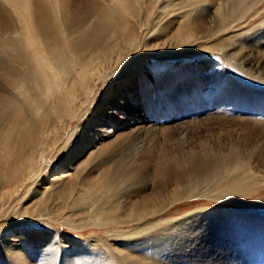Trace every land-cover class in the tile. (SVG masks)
<instances>
[{"label":"bare ground","instance_id":"bare-ground-1","mask_svg":"<svg viewBox=\"0 0 264 264\" xmlns=\"http://www.w3.org/2000/svg\"><path fill=\"white\" fill-rule=\"evenodd\" d=\"M110 3L0 0V264L92 258L65 236L77 248L59 254L55 223L117 227L114 238L128 239L113 243L124 260L151 264L130 236L157 229L172 206L209 196L201 186L243 164L235 152L207 150L183 161L163 150L161 126L148 133L164 118L161 100L140 71L121 74L125 52L150 46L145 25L133 0ZM182 5L193 15V0ZM194 17L175 35L182 49L214 34L204 16ZM154 45L170 54L165 41Z\"/></svg>","mask_w":264,"mask_h":264},{"label":"rangeland","instance_id":"rangeland-1","mask_svg":"<svg viewBox=\"0 0 264 264\" xmlns=\"http://www.w3.org/2000/svg\"><path fill=\"white\" fill-rule=\"evenodd\" d=\"M193 1V15H187L182 0H133L150 46L125 52L128 62L121 74L140 71L160 98L164 118L148 133L161 126L163 150L183 161L190 152L204 150L235 152L245 161L221 181L201 186L209 196L172 206L160 216L161 226L130 240L136 241L139 257L151 264H264V0ZM195 14L204 16L214 34L182 49L175 35L190 27ZM164 41L170 54L152 48ZM149 63L163 68L147 67ZM104 87L100 84L98 93ZM54 226L59 254L64 247L93 253L77 264H128L113 244L127 237L115 239L118 235L110 230L121 229ZM64 236L79 245L62 242Z\"/></svg>","mask_w":264,"mask_h":264}]
</instances>
